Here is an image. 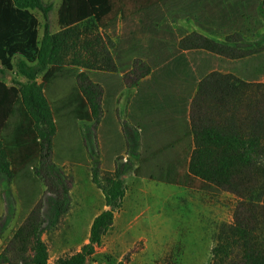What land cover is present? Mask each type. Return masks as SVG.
<instances>
[{
  "label": "trees",
  "instance_id": "16d2710c",
  "mask_svg": "<svg viewBox=\"0 0 264 264\" xmlns=\"http://www.w3.org/2000/svg\"><path fill=\"white\" fill-rule=\"evenodd\" d=\"M263 3L161 0L139 13V21L125 25L119 35L121 54L141 48L162 55L170 40L177 46V54L165 55L155 65L132 61L130 77L135 85L148 80V103L159 100L166 110L181 116L178 128H188L194 145L189 173L237 197L234 222L224 224L218 233L212 264H264V82L211 71L193 83L183 51L206 49L231 59L263 52ZM52 6L43 0H0L2 65L12 70L14 56L20 55L23 66L32 63L44 70L72 56V64L87 69H116L110 53L91 50L86 39L88 23H102L112 12V0H62L61 30L51 33L46 25L40 38V20L33 10L47 16ZM179 17L194 28L186 31L172 26ZM119 90L108 86L105 91L85 72L80 74L79 91L97 119L107 99ZM161 122L164 127H177L165 116ZM56 134L53 108L35 73L29 74L27 83L10 87L0 80V176L11 175V165L29 160L34 153L40 157L39 171L51 175L56 171L51 161ZM93 178L96 182V175ZM105 194L109 209L95 217L89 242L54 264H100L93 257L122 207L116 200H121L123 192L111 189ZM41 215L40 208L28 214L0 251V264H52L42 238L46 220Z\"/></svg>",
  "mask_w": 264,
  "mask_h": 264
},
{
  "label": "rangeland",
  "instance_id": "374dc122",
  "mask_svg": "<svg viewBox=\"0 0 264 264\" xmlns=\"http://www.w3.org/2000/svg\"><path fill=\"white\" fill-rule=\"evenodd\" d=\"M43 1L53 6L47 16L33 10L40 20V38L46 25L51 33L61 30L62 0ZM157 1L161 0H112V12L102 23H88L90 33L84 39H89L91 50L110 53L116 62L112 71L74 65L72 56L44 70L32 63L23 66L20 55L14 56L12 70L0 62V79L8 86L27 83L29 74L37 75L57 123L51 157L56 171L51 175L39 171L40 157L34 153L29 160L11 165V175L0 176V251L28 214L40 208L46 220L42 238L50 263L69 257L89 242L94 218L109 209L105 193L116 189L123 192L121 200H116L122 207L96 250V263L212 264L218 233L224 224L234 222L237 197L189 173L192 135L188 128L165 130L161 105L155 104L146 122L142 120L148 141L140 138L139 120L144 116L136 103L147 92L148 83L135 85L130 77L132 61L155 65L165 55L177 54V46L173 40L166 42L162 55L141 48L121 54L119 48L125 25H135L138 14ZM182 25L186 31L192 28ZM183 53L192 81L221 71L264 82V56L231 59L206 49ZM82 72L105 91L108 86L120 89L106 98L100 119L93 116L79 91Z\"/></svg>",
  "mask_w": 264,
  "mask_h": 264
},
{
  "label": "crops",
  "instance_id": "0c3cea01",
  "mask_svg": "<svg viewBox=\"0 0 264 264\" xmlns=\"http://www.w3.org/2000/svg\"><path fill=\"white\" fill-rule=\"evenodd\" d=\"M264 1V0H263ZM263 5H264V3H263ZM183 19H185V18H183V17H179V18H177V20H176V22H174V24H178L176 27H178V28H181V29H184V30H186V28H185V26H183L182 25V23H186V21L185 20H183ZM262 21V20H261ZM175 27V26H174ZM175 27V28H176ZM192 28H194L193 26H192ZM192 28H190V29H192ZM196 28V27H195ZM264 56V51L263 52H261V53H259V54H257V55H253V56H249V57H263ZM249 57H244V58H249ZM237 59H241V58H237ZM189 72V71H188ZM221 72V71H220ZM224 73H231V72H224ZM233 74H235V73H233ZM236 76H238V77H240V78H243V79H246V78H244L243 76H240V75H237V74H235ZM204 76V75H203ZM203 76H201V77H203ZM189 77H191V74H190V72H189ZM201 77H199L198 79H200ZM198 79H196V80H198ZM1 80V79H0ZM196 80L195 81H192L193 83L194 82H196ZM246 80H249V79H246ZM249 81H256V80H249ZM142 82H147L148 83V80L147 79H142V80H140V82H139V84H141ZM8 86V85H7ZM8 87H10V86H8ZM122 88V87H121ZM147 88H148V90H147V92L146 93H144V94H141V96H140V99H139V101L136 103V106H137V109H138V111H139V114L141 115V116H144L143 117V119H142V117L140 118V120H139V123H140V127H139V132H140V138L141 139H145V140H147L148 141V139H147V134H146V132H144V130H143V128H141L142 127V120H144V122H146L145 121V119L147 118V116H148V114L152 111V109H153V106L155 105V104H158V105H161V113H162V115H161V118H163V116H165V118L167 119H170V121H171V124L170 125H172L173 126V124H174V122L176 123V125H177V127H176V129H173V127L172 128H168V127H164L163 126V124H162V126L165 128V130H168V131H170V132H178L179 131V128H178V124H179V120H180V118H181V116L178 114V113H175L174 112V110L172 109V112L171 111H169V110H166L165 109V106H164V103H161L159 100H155V101H150L149 103H148V101H147V99H148V96H149V87L147 86ZM11 105H13V102H11ZM16 105H18V102L16 103ZM186 118V117H185ZM162 123V122H161ZM185 124V123H184ZM143 130V131H142ZM142 132H143V135H142ZM180 132V131H179ZM103 212V211H102ZM99 215V214H98ZM97 215V216H98ZM95 219V218H94Z\"/></svg>",
  "mask_w": 264,
  "mask_h": 264
}]
</instances>
